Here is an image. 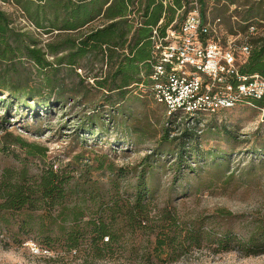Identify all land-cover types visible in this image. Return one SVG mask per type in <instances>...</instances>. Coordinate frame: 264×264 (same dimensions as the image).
I'll list each match as a JSON object with an SVG mask.
<instances>
[{
	"label": "trees",
	"instance_id": "16d2710c",
	"mask_svg": "<svg viewBox=\"0 0 264 264\" xmlns=\"http://www.w3.org/2000/svg\"><path fill=\"white\" fill-rule=\"evenodd\" d=\"M228 2L235 4L234 0ZM173 3L181 9L186 0ZM199 3L206 18V0ZM0 4L14 9L9 13L0 5V101L6 110L9 105L24 106L38 117L41 111L50 113L55 106L62 107L61 70L68 68L76 73L89 62H105L113 71L104 83H99V88L108 84L111 92L132 87H147L150 91L156 64L153 31L158 29L164 36L172 23L165 17V22L158 26L165 13L163 0H0ZM135 7L139 13L137 27L129 17ZM256 11L260 12L261 6ZM253 12L254 9L245 22L253 19ZM18 18L32 31L20 27ZM251 27L247 25L243 32ZM38 35L56 37L59 41L44 42ZM245 44L251 47V53L246 60L242 57L238 60L240 75L264 78V38L249 34ZM244 102L264 110V97ZM170 118L163 141L172 144L181 141L179 151L174 153L179 163L189 157L218 161L221 165L229 163L226 153H205L199 143L191 145L199 138L197 128L204 118L181 114ZM83 130L88 134L95 132L85 127ZM215 130L217 135L227 134L229 140L236 139L227 127ZM12 145L19 146L28 157L41 160L46 157V149L27 143L22 137H17ZM151 157L144 158L141 169H117L113 163L103 169L105 162L99 160L98 167L89 171L107 172L108 182L89 176H63L53 168L31 176L23 170L20 178L14 180L8 170L0 185V215H5L1 220L15 241L23 243L21 236L35 234L46 248L55 251L56 260L81 264L120 258L165 262L187 254L194 247L200 249L204 243L222 245L236 240L229 235L218 239L200 221H180L167 208L151 217V200L156 193V169ZM177 170L180 175L186 170L184 179L206 174L205 169L199 174L197 169ZM215 170L209 177L210 184L219 175L225 181L236 175L230 169ZM132 174L134 180L130 182L127 177ZM13 214L28 215L14 222ZM262 247L264 225L255 228L244 243L245 255L260 254L254 250Z\"/></svg>",
	"mask_w": 264,
	"mask_h": 264
},
{
	"label": "rangeland",
	"instance_id": "374dc122",
	"mask_svg": "<svg viewBox=\"0 0 264 264\" xmlns=\"http://www.w3.org/2000/svg\"><path fill=\"white\" fill-rule=\"evenodd\" d=\"M234 1L235 4L228 0H206L204 11L208 21L221 20L220 43L224 48H235L240 61L239 48L247 42V35L264 38V0ZM193 2L186 0L177 19L191 10ZM0 5L7 12H14L13 8ZM259 6L261 11L257 12ZM198 7L202 11L199 2ZM252 9L253 19L245 22ZM135 14L139 17L137 7ZM18 21L20 27L31 30L23 19ZM247 25L254 29L243 32ZM37 37L44 42L59 41L56 37ZM87 65L76 73L68 68L61 70L59 83L64 103L50 113L41 111L35 117L24 106L7 103L6 110L0 101V185L8 170L15 180L23 170L31 176L48 168L63 176H89L108 182L107 172L89 171L98 167L99 160L105 162L103 169L110 163L117 169H141L144 158L151 155L150 162L156 169L151 217L167 208L180 221H200L218 239L229 235L236 240L222 245L204 243L200 249L194 247L187 254L165 262L120 258L99 264H264V247L254 250L260 254L249 256L244 248L253 230L264 225V110L243 102L232 109L201 116L204 121L197 128L199 138L191 145L199 143L205 153H226L229 163L221 165L218 161L189 157L181 164L174 154L179 151L181 141L174 144L163 141L164 129L172 116L148 88L132 87L120 92L109 91L108 84L104 89L99 88V83H104L113 72L110 65L102 61ZM84 127L95 132L84 133ZM215 127H227L236 139L229 140L227 134L217 135ZM17 137L46 149V157L43 160L28 157L19 146L12 145ZM177 169H197L196 174L205 169L206 174L184 179L186 170L180 175ZM215 169H230L236 175L226 181L219 175L210 184L209 177ZM127 180L133 182V174ZM26 215L13 214L12 219L19 221ZM4 216L0 215V264H81L56 260L55 251L46 248L35 234L21 236L23 243L15 241L1 220ZM31 244L47 249L49 254H33Z\"/></svg>",
	"mask_w": 264,
	"mask_h": 264
},
{
	"label": "built area",
	"instance_id": "2783aa9c",
	"mask_svg": "<svg viewBox=\"0 0 264 264\" xmlns=\"http://www.w3.org/2000/svg\"><path fill=\"white\" fill-rule=\"evenodd\" d=\"M198 2L194 0L178 29L171 25L164 36L154 29L151 38L156 64L150 92L169 116L198 118L264 97V78L240 75L237 50L220 43L221 20L204 18ZM163 3L167 5V1ZM163 23L161 20L158 26ZM239 52L246 60L251 47L243 44ZM29 247L33 254H49L35 244Z\"/></svg>",
	"mask_w": 264,
	"mask_h": 264
},
{
	"label": "crops",
	"instance_id": "0c3cea01",
	"mask_svg": "<svg viewBox=\"0 0 264 264\" xmlns=\"http://www.w3.org/2000/svg\"><path fill=\"white\" fill-rule=\"evenodd\" d=\"M164 1H167V5H164L165 6V13H164L163 17L161 18V20H163L165 22V19H166L165 17H167L168 19L172 20L171 25H175L176 27H178L183 22V19H184V17L180 18V20L177 19L178 14H181L180 12L184 6L181 9H178L173 3L174 0H163V2ZM167 9H171V10H167ZM129 17L131 20H133L132 22L134 23V27H137V22H135L137 20L135 12L133 11Z\"/></svg>",
	"mask_w": 264,
	"mask_h": 264
}]
</instances>
